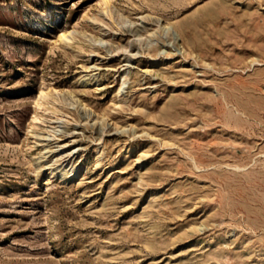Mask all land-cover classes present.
Masks as SVG:
<instances>
[{
    "label": "rangeland",
    "instance_id": "rangeland-1",
    "mask_svg": "<svg viewBox=\"0 0 264 264\" xmlns=\"http://www.w3.org/2000/svg\"><path fill=\"white\" fill-rule=\"evenodd\" d=\"M0 264H264V0H0Z\"/></svg>",
    "mask_w": 264,
    "mask_h": 264
},
{
    "label": "bare ground",
    "instance_id": "bare-ground-1",
    "mask_svg": "<svg viewBox=\"0 0 264 264\" xmlns=\"http://www.w3.org/2000/svg\"><path fill=\"white\" fill-rule=\"evenodd\" d=\"M64 38V34L58 37V40H62ZM44 95H41L40 97L43 98Z\"/></svg>",
    "mask_w": 264,
    "mask_h": 264
}]
</instances>
